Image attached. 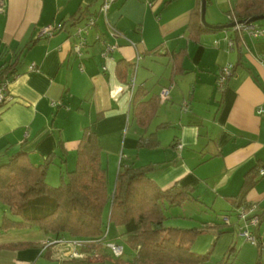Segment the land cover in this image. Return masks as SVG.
I'll return each instance as SVG.
<instances>
[{
	"label": "crops",
	"instance_id": "crops-1",
	"mask_svg": "<svg viewBox=\"0 0 264 264\" xmlns=\"http://www.w3.org/2000/svg\"><path fill=\"white\" fill-rule=\"evenodd\" d=\"M1 1L0 48L12 51L8 57L18 53L21 58L17 75L5 89L11 103L0 109V162L22 153L39 166L53 155L51 166L59 165L61 176L60 171L75 167L77 144L83 129L90 127L102 150L108 181L116 179L119 162L135 167L157 164L150 178L160 189L176 183L195 189L196 208L182 211L189 225L176 227L219 224L217 215L233 208L245 176L256 166L264 167V38L244 33L233 50L227 43L235 38L233 30L202 34L191 41L188 25L194 12L201 13V0H173L167 5L169 0H116L106 19L100 14L103 0ZM234 2L206 0L209 25H229L227 12ZM89 18L96 26L82 34L86 46L78 54L77 31ZM58 23L63 28L53 37L40 36L42 28ZM111 30L118 35L112 36ZM106 45L116 48L104 58ZM157 47H161L158 55L147 54ZM181 51L185 73L173 76L168 55ZM239 59L240 66L221 94L216 85L220 70L236 66ZM125 64L136 67L126 70ZM138 89L145 93L144 102L169 90L144 130L131 112V97ZM154 133L159 141L156 149H137L140 137ZM246 200L258 214L264 213V177ZM203 211L215 219L196 216ZM228 230L218 238L213 233L198 236L192 252L207 255L203 264H264V218L257 230L260 247L240 237L235 219ZM48 239L40 230L0 231V246L36 245L1 249L0 264H130L136 254L127 259L123 255L120 262L107 252L104 262L102 256L98 261L89 259L91 255L85 260H60L42 250Z\"/></svg>",
	"mask_w": 264,
	"mask_h": 264
},
{
	"label": "trees",
	"instance_id": "trees-1",
	"mask_svg": "<svg viewBox=\"0 0 264 264\" xmlns=\"http://www.w3.org/2000/svg\"><path fill=\"white\" fill-rule=\"evenodd\" d=\"M171 1L173 0H169L165 5ZM196 1L200 3V0ZM227 16L229 24L264 16V0H235ZM200 17L199 10L194 12V17L188 25L191 41L196 42L202 34L233 30L235 38L232 40V50L238 49L243 31L236 32L233 28L209 29L203 26ZM160 49L161 47H157L147 54L158 55ZM10 51L6 46L0 48V86H6L17 75L21 54L8 57L12 52ZM238 53L241 58L240 51ZM183 54L181 51L168 55L173 62V76L185 73L182 66ZM240 63L241 59L236 66L231 67L230 76L226 79L223 89L217 87L221 94ZM134 67L135 64H125L126 70ZM255 81L260 86L256 78ZM144 95V91L138 89L131 97L132 117L143 130L157 115L161 104L159 95H154L147 102L143 101ZM10 103L9 96L4 93L0 109ZM158 146L159 141L155 133L140 137L137 141V149L153 150ZM101 153L94 132L90 127L83 129L77 144L75 167L70 171H60L61 182L55 187L47 183L46 177L53 155L48 156L39 166L31 163L22 153L15 154L7 162L1 163L0 203L8 210L11 218L3 216L0 231L37 228L51 237L47 242L58 239L92 241L94 243L84 249L86 259L91 255L89 259L98 261L102 256L100 261L104 262L109 258L104 254H110L106 244H117L108 240L110 228L104 231L105 211L108 210V227L114 225L120 229L121 237H124L127 246L136 253L130 264H203L207 255H196L191 250L195 239L208 233H213L215 238H218L229 231L232 219H235L238 229V211L242 206L254 205L249 203L246 197L259 181L260 171L264 170V167L256 166L245 176L241 192L234 199L233 208L228 213L217 215L219 224L202 223L192 228H180L166 225L169 218L164 209L182 208L185 203L196 201L194 188L176 183L171 188L162 190L150 178L157 169V164L135 167L123 166L120 163L114 188L110 189L107 171L101 164ZM257 210L255 216L259 217L260 225L264 213L258 214ZM224 218H229V223H225ZM257 230L255 235L259 247L262 243ZM35 246L27 242L15 243L0 246V250H20ZM45 252L51 254V249L47 248ZM123 255L120 258L112 257L120 262Z\"/></svg>",
	"mask_w": 264,
	"mask_h": 264
},
{
	"label": "built area",
	"instance_id": "built-area-1",
	"mask_svg": "<svg viewBox=\"0 0 264 264\" xmlns=\"http://www.w3.org/2000/svg\"><path fill=\"white\" fill-rule=\"evenodd\" d=\"M116 0H103L102 6L100 7V14L104 16L106 19L107 12L110 8V6L115 2ZM4 10V2L0 0V14L3 13ZM236 23V21H234ZM95 25V21L93 18H89L86 21V26L84 29H78L77 36L79 37V43L75 47L76 52L79 54L81 49L86 46V41L82 38V34L87 33L89 29H91ZM61 24H53L48 25L41 29L40 36L50 38L53 37L56 32H59L62 30ZM236 32L243 31L245 34L250 36L254 39L264 38V26L257 25V24H249V25H236L233 28ZM112 36H117L118 34L111 30L110 33ZM98 39V38H97ZM228 48L232 50L233 42L231 39L227 41ZM116 48V46H110L106 45L104 47V50L102 52V56L104 58H107V56ZM140 60V57L137 58V61ZM104 69V68H103ZM231 67L223 68L222 73L217 81V87L219 89H223L224 83L226 79L230 76ZM6 86L2 85L0 86V101L4 98ZM169 94L168 89H163L160 93V99L161 101L167 100ZM185 107V105H184ZM258 114L262 113V110L258 109ZM260 176H264V171H260ZM256 206L255 205H248V206H242L238 211V234L241 238L244 239L247 243L258 246L257 237L255 235L256 230L259 226V217L255 216L256 212ZM223 221L225 223H229V218H224ZM94 242H90L88 240H66V239H58L53 240L51 242H44L42 246V250L45 251V249L50 248L51 252L53 253V256L60 259V260H77L82 259L85 260L86 253L84 249L93 244ZM106 249L109 251L111 256L114 258H120L123 255V247L114 243H108L106 244ZM260 247V246H259Z\"/></svg>",
	"mask_w": 264,
	"mask_h": 264
},
{
	"label": "rangeland",
	"instance_id": "rangeland-1",
	"mask_svg": "<svg viewBox=\"0 0 264 264\" xmlns=\"http://www.w3.org/2000/svg\"><path fill=\"white\" fill-rule=\"evenodd\" d=\"M99 20L100 21H103V24L102 25L106 28L103 18L100 17ZM208 20H209V14H208L207 7H206V11H205V22L207 23V25H209ZM256 24L264 25V21L257 22ZM108 34H109V31H108ZM146 62L149 63V60H147ZM158 67H160V66H158ZM168 131H173V130H168ZM165 133H169V132H165ZM120 163L121 162H119V164ZM0 164H1V162H0ZM121 164L123 166H128V163L127 162H122ZM57 167L56 166H50V168L48 170L49 178L47 180V183L52 184V183H55L57 181L58 182H61L60 181V177H59L60 176L59 175V170H58ZM109 181H110V183H109L110 184V187L112 188L113 183H115V177H114V179L109 180ZM56 186H58V185H56ZM187 207H192V208L195 207L196 208V204H193L192 202H188L184 206V208H168V207L165 208L164 209L165 210L164 211L165 212V215L167 216V218H169V220L166 222V225L167 226H172V227H176V226H188L189 224H187L188 222L185 220L186 216L182 212L183 209H186ZM7 211L8 210H6V208L0 203V220L3 218L4 215L6 217H8V218H11V215ZM216 211H219V210H216ZM108 213H109L108 210H106L105 211V219H104V231H106L107 228L108 229L110 228V231H109L110 232V235L108 237V240H112L114 242H117V244L123 246V248H124V257L123 258L124 259H127V258L132 257L133 254L135 253V251L132 250L131 248H129L127 246V244L125 243L124 237H121V234H122L121 230L118 229L117 227H115L114 225H111L110 227H108ZM196 216L197 217H202V218H204V217H207V218L212 217V219H215V215L213 213L206 212V211H203V214L201 212H196ZM118 230L120 232H118ZM25 231H27V233H29L31 231H38V233H39V230L37 228H30V229H27V230L25 229ZM9 233H12V232H9ZM115 233H117V234L115 235ZM113 238H116V240H114Z\"/></svg>",
	"mask_w": 264,
	"mask_h": 264
},
{
	"label": "water",
	"instance_id": "water-1",
	"mask_svg": "<svg viewBox=\"0 0 264 264\" xmlns=\"http://www.w3.org/2000/svg\"><path fill=\"white\" fill-rule=\"evenodd\" d=\"M200 10H201V23L203 24L204 27L209 28V29H231L234 28L236 25H249V24H254L260 21H264V16H258V17H254L251 18L249 20H245V21H239V22H233L225 27H213L210 25H207V23L205 22V11H206V0H201V6H200Z\"/></svg>",
	"mask_w": 264,
	"mask_h": 264
}]
</instances>
